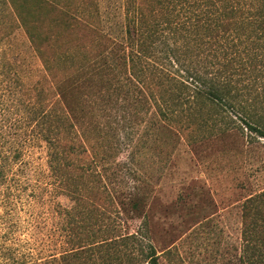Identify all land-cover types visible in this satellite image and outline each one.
Listing matches in <instances>:
<instances>
[{"label": "rangeland", "instance_id": "rangeland-1", "mask_svg": "<svg viewBox=\"0 0 264 264\" xmlns=\"http://www.w3.org/2000/svg\"><path fill=\"white\" fill-rule=\"evenodd\" d=\"M61 12L93 20L106 36L124 41V0H0V264H48L63 248L64 210L72 200L51 174L36 102L47 87L49 20ZM71 32L80 34L74 24ZM239 34L237 64L246 70L232 75L235 92L264 129V29L251 32L248 45L246 33ZM167 66L172 80L178 66ZM99 78L90 67L77 76L83 102L75 113L85 136L93 135L95 120L115 133L95 171L117 204L112 218L120 231L138 232L160 264H244L249 255L251 264H264L258 241L264 232L257 229L253 249H245L241 217L246 198L264 189V137L235 112L188 140L159 123L152 99L139 107L123 100V111L112 103L101 109L95 87L86 85ZM117 94L112 97L123 105V90Z\"/></svg>", "mask_w": 264, "mask_h": 264}, {"label": "trees", "instance_id": "trees-1", "mask_svg": "<svg viewBox=\"0 0 264 264\" xmlns=\"http://www.w3.org/2000/svg\"><path fill=\"white\" fill-rule=\"evenodd\" d=\"M218 1L209 6L207 0H124L123 42L83 16L61 12V18H50L44 38L47 87L43 101L36 102L51 174L72 205L64 210L63 248L48 264H160L151 243L137 238L138 232H121L113 222L117 204L95 168L105 157V141L115 133L95 120L90 123L93 135L85 136L77 122L75 111L82 100L76 78L84 67L100 76L86 85L95 87L101 109L112 103L120 110L124 101L139 107L152 99L159 123L188 140L198 138L209 121L235 112L250 131L264 137L260 122L244 111L232 80L236 70H246L237 64L236 44L243 41L239 33H246L248 45L251 32L264 29V4ZM73 24L80 34L71 32ZM29 36L38 39L33 32ZM119 50L117 59L113 53ZM170 64L178 66L172 80L166 74ZM122 90L123 105L112 97ZM122 117L113 120L116 125ZM132 206L138 207L137 200ZM241 217L244 248L253 249L254 232H264V189L246 198ZM258 241L264 246V233ZM249 256L244 264L252 263Z\"/></svg>", "mask_w": 264, "mask_h": 264}]
</instances>
